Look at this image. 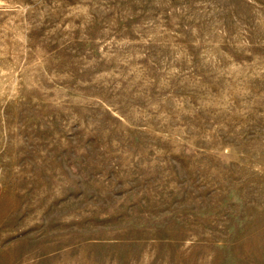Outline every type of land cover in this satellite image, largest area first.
I'll return each instance as SVG.
<instances>
[{
  "label": "rangeland",
  "instance_id": "1",
  "mask_svg": "<svg viewBox=\"0 0 264 264\" xmlns=\"http://www.w3.org/2000/svg\"><path fill=\"white\" fill-rule=\"evenodd\" d=\"M0 264H264V0H0Z\"/></svg>",
  "mask_w": 264,
  "mask_h": 264
}]
</instances>
